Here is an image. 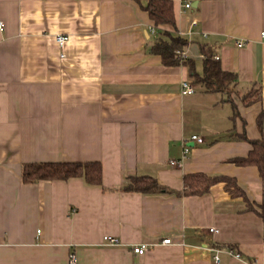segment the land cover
I'll return each instance as SVG.
<instances>
[{
	"label": "crops",
	"instance_id": "crops-1",
	"mask_svg": "<svg viewBox=\"0 0 264 264\" xmlns=\"http://www.w3.org/2000/svg\"><path fill=\"white\" fill-rule=\"evenodd\" d=\"M169 1L173 26L154 24L149 0H0V264H264V178L231 162L264 124V0ZM172 37L186 58L166 65L151 47ZM204 51L235 74L230 101L192 77ZM41 162H98L101 186L23 183ZM191 174L231 178L245 199L224 182L185 193ZM135 176L164 190L124 191Z\"/></svg>",
	"mask_w": 264,
	"mask_h": 264
},
{
	"label": "trees",
	"instance_id": "trees-1",
	"mask_svg": "<svg viewBox=\"0 0 264 264\" xmlns=\"http://www.w3.org/2000/svg\"><path fill=\"white\" fill-rule=\"evenodd\" d=\"M146 11L155 25H174L172 4L169 0H149ZM185 44L186 41L178 37H172L169 41L159 40L151 47V52L160 56L164 64L174 65L180 61L176 52L181 50ZM191 75L200 84L204 92L225 93L227 94L226 101H230L228 94L234 88L236 76L232 72L224 71L219 62L211 58L208 51H204L203 75L200 77L195 76V74ZM259 98V90L254 89L242 96V101L249 105ZM257 124L261 132L260 139L249 141L251 151L247 157L233 158L231 162L239 166H255L259 176L264 178V124L262 114L257 119ZM236 138L247 140L243 135ZM76 177L83 178L89 186H101V166L98 162H41L24 164L21 171V180L25 184H32L41 180H66ZM183 182L185 193L196 195L207 192L209 187L215 183L224 182L225 187L232 190L234 195L244 198L242 191L233 179L225 176L191 174L184 176ZM123 190L126 192L155 193L164 190V188L160 187L152 177L135 176L128 178ZM248 208L252 209L251 206ZM261 215L264 217V207Z\"/></svg>",
	"mask_w": 264,
	"mask_h": 264
},
{
	"label": "built area",
	"instance_id": "built-area-1",
	"mask_svg": "<svg viewBox=\"0 0 264 264\" xmlns=\"http://www.w3.org/2000/svg\"><path fill=\"white\" fill-rule=\"evenodd\" d=\"M184 7L187 8V9L191 8V3L190 2H186L184 4ZM2 25H3L2 22H0V29L2 28ZM260 36L262 38H264V31H261ZM55 39H56L57 43L60 46H62L63 43L65 41H67L68 37L66 35L59 34V35H56ZM236 45H237V47H241L243 45V43L242 42H237ZM177 55H178V58L181 59V60L186 58V53L184 51H178L177 52ZM217 58H218L217 56L214 57V59H217ZM193 93H194V87H193V85L191 83L187 82V81H183L181 83V94L182 95H190V94H193ZM190 140L191 141H194V142H197V143H202L203 142L202 138H200L197 135H191L190 136ZM187 151H188V149L187 148H184V153H186ZM179 162L180 161L173 160V161H171V164L172 165H179ZM209 231L212 232L213 229L210 228ZM262 236H263V240H264V230L262 232ZM103 240L108 245H111V246H117V245H119V241L116 238L111 237V236H104L103 237ZM161 242L163 244H169L170 243V239L169 238H165ZM131 250L136 255H143L147 251V249L144 246H138V245L133 246ZM236 256L238 257V255H236ZM214 259L217 261L218 260V257L217 256H214ZM76 263L77 262H76V256H75V254L71 253L69 255V257H68L67 264H76Z\"/></svg>",
	"mask_w": 264,
	"mask_h": 264
},
{
	"label": "rangeland",
	"instance_id": "rangeland-1",
	"mask_svg": "<svg viewBox=\"0 0 264 264\" xmlns=\"http://www.w3.org/2000/svg\"><path fill=\"white\" fill-rule=\"evenodd\" d=\"M232 92V91H231Z\"/></svg>",
	"mask_w": 264,
	"mask_h": 264
}]
</instances>
